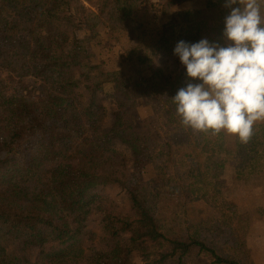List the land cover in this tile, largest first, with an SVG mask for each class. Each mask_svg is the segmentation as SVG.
Returning <instances> with one entry per match:
<instances>
[{"label":"trees","instance_id":"1","mask_svg":"<svg viewBox=\"0 0 264 264\" xmlns=\"http://www.w3.org/2000/svg\"><path fill=\"white\" fill-rule=\"evenodd\" d=\"M189 1L0 0V264H132L136 254L145 264H257L241 235L248 222L234 215V204L213 178L235 162L264 164V125L253 127L245 153L200 143L185 126L196 158L181 163L167 141L140 137L134 116L145 99L157 119L177 116L171 99L185 86L186 69L170 73L137 49L119 53L131 75L82 61L79 31L96 35L102 27L120 39L136 12L155 4L164 16L194 23L195 11L182 9ZM224 2L208 5L225 18ZM202 38L197 29L189 42ZM170 42L162 34L158 50L179 61ZM105 96L115 105L110 113ZM151 169L175 186L186 205L204 200L221 219L232 220L236 239L217 240L190 222L167 237L156 218L164 186L150 188L142 180ZM112 187L127 194L128 213H105L103 193ZM94 211L104 212L105 234L103 249L90 259L83 255Z\"/></svg>","mask_w":264,"mask_h":264},{"label":"clouds","instance_id":"2","mask_svg":"<svg viewBox=\"0 0 264 264\" xmlns=\"http://www.w3.org/2000/svg\"><path fill=\"white\" fill-rule=\"evenodd\" d=\"M264 0H225L221 42L179 41L174 55L186 69L185 86L171 99L183 125L246 143L264 121Z\"/></svg>","mask_w":264,"mask_h":264},{"label":"rangeland","instance_id":"3","mask_svg":"<svg viewBox=\"0 0 264 264\" xmlns=\"http://www.w3.org/2000/svg\"><path fill=\"white\" fill-rule=\"evenodd\" d=\"M204 1L205 0H190V2H194L195 4L193 8L189 9L184 8V5L182 6V9L184 10L197 9L195 10L197 20L194 23L188 24L183 22L176 15L164 16L161 5L155 4L137 11L133 22L130 25L128 33L120 39H115L114 35L106 33L102 27L97 29L96 35L93 33L84 32L83 30L79 31L78 39L83 47L81 55L82 61L87 64H101L106 71L111 73H114L116 70H124L131 75V66L129 64L123 63L119 59V53L137 49L142 52L144 57H147L148 55L154 57L156 59L155 61L157 66L162 67L170 73H175L177 69L181 68V64L174 56H172V52H168L166 55L160 54V50H158V48H162V44L160 43L161 36L164 34L166 37H169L171 39L170 43L173 47H175L176 44L181 40L186 41V38L188 37L189 42L192 33L196 32L197 29L203 31L206 38V34L212 30L210 18L216 15H218L221 19H224V17L221 14V10L219 8L209 7L208 0H206L208 6L207 10L206 7L202 6ZM83 4L86 8H90L88 3ZM186 4H188V2ZM78 5L80 4L78 3L77 6ZM111 89V86L108 85L106 87V92L111 93ZM103 99H106L104 105L107 112L110 113L111 109L115 107V105L109 97L105 96ZM134 119L136 121L137 134L148 143H153L154 141L158 140L160 142L162 139L170 143L172 140L182 138L184 135L182 133L183 130L187 135L189 134L188 129H186L185 125H183L181 117L178 114L177 116H169L165 119L159 120L150 109L146 99L141 100L139 104H136V113ZM194 132L196 133V138L200 143L210 142V144H214L209 138L212 134L211 131L207 133ZM41 134L42 132L34 134L33 136L27 138L26 142L32 138L36 139L40 137ZM217 143L220 142H215V144ZM120 150L129 156L130 150L125 147H121ZM195 158L196 154L194 148V154L185 158L180 157V162L187 164L193 161ZM3 166L4 162L0 163V170ZM158 176V173L154 169H151L148 172L142 174L143 183L150 188L160 187L162 189L164 186V193H166L168 184L165 180L158 179ZM102 200L105 213L111 212L112 214L116 215H124L130 210V202L127 194L122 192L117 187L106 188V191L103 193ZM165 205L167 211L164 209L161 211L162 203L159 200L156 210V218L165 235L173 239L175 236L180 234L182 230H184L188 221H183L184 216L181 206L178 207V205L173 202H168V204L166 203ZM103 215V211H94V214L88 220V229L91 231L92 236L85 247L83 255L84 258L90 257V259H92L97 251L103 249L102 238L105 234V231L102 229L101 225ZM227 221L228 223L232 222V220ZM244 221L248 222V220ZM213 224L214 223L209 225L205 224L201 227L198 226V229L202 230L205 234H211L217 240H224V238H219L226 237L222 236L220 224L218 223L219 226L217 223L214 225ZM123 240H125L123 242L127 241V239ZM132 264H145V261L138 254H136L132 257Z\"/></svg>","mask_w":264,"mask_h":264},{"label":"crops","instance_id":"4","mask_svg":"<svg viewBox=\"0 0 264 264\" xmlns=\"http://www.w3.org/2000/svg\"><path fill=\"white\" fill-rule=\"evenodd\" d=\"M194 4V2L189 1L188 4H184V8H193ZM202 6L208 10L206 0ZM261 15L264 18V3L261 4ZM210 20L212 32L209 31L206 34V38L210 42L223 43L224 19L216 15ZM188 40L189 37L186 38V42ZM259 124L264 125V121H257L254 126ZM182 133L184 137L182 136V138L170 142L172 150L178 158H185L194 154V145L190 135H187L184 130ZM209 138L213 141L212 143H224L226 149L231 153L250 152L248 142L243 143L238 137L229 135L226 132L216 135L211 134ZM158 179L161 178L158 177ZM213 179L216 188L222 192L224 198L234 204V215L248 220V227L241 230V235L247 240L254 262L264 264V164L253 160L243 164L235 162L215 174ZM160 202L162 203L161 211L162 209L167 211L166 203H176L183 210V221H188L199 227L211 223H217L218 226L220 224L222 236L226 237L219 238H224V240L236 239L234 224L228 223L227 220H222L218 211L204 200L186 205L184 200L179 198L173 184L167 185V192L162 194Z\"/></svg>","mask_w":264,"mask_h":264}]
</instances>
